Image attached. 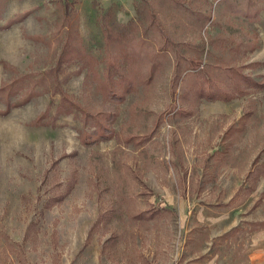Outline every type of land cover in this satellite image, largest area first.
Segmentation results:
<instances>
[{
  "label": "rangeland",
  "instance_id": "obj_1",
  "mask_svg": "<svg viewBox=\"0 0 264 264\" xmlns=\"http://www.w3.org/2000/svg\"><path fill=\"white\" fill-rule=\"evenodd\" d=\"M203 263L264 264V0H0V264Z\"/></svg>",
  "mask_w": 264,
  "mask_h": 264
},
{
  "label": "crops",
  "instance_id": "obj_2",
  "mask_svg": "<svg viewBox=\"0 0 264 264\" xmlns=\"http://www.w3.org/2000/svg\"><path fill=\"white\" fill-rule=\"evenodd\" d=\"M203 264H210V263H203Z\"/></svg>",
  "mask_w": 264,
  "mask_h": 264
},
{
  "label": "trees",
  "instance_id": "obj_3",
  "mask_svg": "<svg viewBox=\"0 0 264 264\" xmlns=\"http://www.w3.org/2000/svg\"><path fill=\"white\" fill-rule=\"evenodd\" d=\"M71 2V1H70ZM65 4H66V1H65Z\"/></svg>",
  "mask_w": 264,
  "mask_h": 264
}]
</instances>
